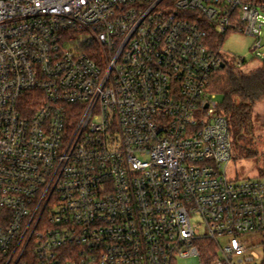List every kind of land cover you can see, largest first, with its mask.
Wrapping results in <instances>:
<instances>
[{
	"label": "built area",
	"instance_id": "obj_1",
	"mask_svg": "<svg viewBox=\"0 0 264 264\" xmlns=\"http://www.w3.org/2000/svg\"><path fill=\"white\" fill-rule=\"evenodd\" d=\"M263 29L264 0H0V264H256L208 32Z\"/></svg>",
	"mask_w": 264,
	"mask_h": 264
},
{
	"label": "trees",
	"instance_id": "obj_2",
	"mask_svg": "<svg viewBox=\"0 0 264 264\" xmlns=\"http://www.w3.org/2000/svg\"><path fill=\"white\" fill-rule=\"evenodd\" d=\"M225 35L209 30L208 43L216 47L223 43ZM224 66L219 65L211 80V91L224 96L219 112L226 116L233 144L234 159H253L264 157V145L256 135L254 108L264 96V60L257 67L243 69L222 58ZM264 176V167H258Z\"/></svg>",
	"mask_w": 264,
	"mask_h": 264
},
{
	"label": "rangeland",
	"instance_id": "obj_3",
	"mask_svg": "<svg viewBox=\"0 0 264 264\" xmlns=\"http://www.w3.org/2000/svg\"><path fill=\"white\" fill-rule=\"evenodd\" d=\"M262 47L258 50H253V46L257 40L255 36L243 33L238 30H230L224 37L222 48L226 53V60L228 63H235L233 58H245L247 66L243 69H251L260 65L264 60V29L262 31ZM216 102L223 103L224 96L217 94L215 98ZM254 121L256 125V135L262 140L264 145V96H262L255 105L254 108ZM264 167V157L261 156L260 161L253 159H232L228 165V172L231 177H254L258 176L264 179V176H260L258 173V167ZM251 241L253 249H255L260 257L256 259V264H264V232L247 233ZM196 259L180 260L181 264H195Z\"/></svg>",
	"mask_w": 264,
	"mask_h": 264
},
{
	"label": "water",
	"instance_id": "obj_4",
	"mask_svg": "<svg viewBox=\"0 0 264 264\" xmlns=\"http://www.w3.org/2000/svg\"><path fill=\"white\" fill-rule=\"evenodd\" d=\"M221 66H224V64H222Z\"/></svg>",
	"mask_w": 264,
	"mask_h": 264
}]
</instances>
